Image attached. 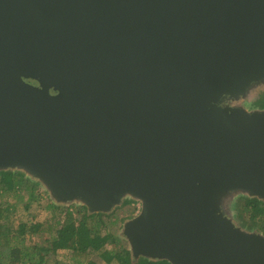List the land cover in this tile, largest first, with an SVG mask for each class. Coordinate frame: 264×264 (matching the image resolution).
Wrapping results in <instances>:
<instances>
[{
    "label": "water",
    "instance_id": "1",
    "mask_svg": "<svg viewBox=\"0 0 264 264\" xmlns=\"http://www.w3.org/2000/svg\"><path fill=\"white\" fill-rule=\"evenodd\" d=\"M264 0H0V172L57 206L140 211L132 258L264 264Z\"/></svg>",
    "mask_w": 264,
    "mask_h": 264
},
{
    "label": "trees",
    "instance_id": "2",
    "mask_svg": "<svg viewBox=\"0 0 264 264\" xmlns=\"http://www.w3.org/2000/svg\"><path fill=\"white\" fill-rule=\"evenodd\" d=\"M248 100L244 104L249 110H264V86ZM42 190L21 171L0 172V264H98L96 258L104 264H170L143 257L134 260L129 247L110 231L117 224L116 210L134 204L133 200H125L110 213H88L84 206H57ZM41 195L48 200V218L40 222L33 220L34 215L28 221L16 218L20 204L28 210ZM231 212L236 226L264 237V201L240 195L231 202ZM62 251L71 262L59 260Z\"/></svg>",
    "mask_w": 264,
    "mask_h": 264
},
{
    "label": "rangeland",
    "instance_id": "3",
    "mask_svg": "<svg viewBox=\"0 0 264 264\" xmlns=\"http://www.w3.org/2000/svg\"><path fill=\"white\" fill-rule=\"evenodd\" d=\"M243 100H239L237 102H233V105H240L246 109H250L249 106H245V102H248ZM43 191V190H42ZM41 199H39L38 202L32 204L33 206L30 207V209L28 210H24L22 204H20L19 208H18V212L16 214V218L17 219H24L27 221L31 218V215H34L33 220L40 222L45 220L46 218H48V216L50 215V211L45 209V205L46 203H48L47 199L41 195ZM139 204L138 202H135L132 205H129L125 208H119L116 210V217H117V224L114 225L110 231L114 233L116 238H120V243L122 245H124L125 247H129L127 240L123 237V235H121V231H122V227L123 224L125 222H127L128 220L132 219L133 217H135L138 213L136 212V205ZM140 205V204H139ZM79 207V205L73 204V205H61V207ZM141 207V206H140ZM135 208V210H134ZM109 248L113 247V241H110V245L108 246ZM59 260L63 263H67V262H71L70 257L68 255V253H66L65 251L59 252ZM96 263L98 264H104L100 259L96 258Z\"/></svg>",
    "mask_w": 264,
    "mask_h": 264
},
{
    "label": "built area",
    "instance_id": "4",
    "mask_svg": "<svg viewBox=\"0 0 264 264\" xmlns=\"http://www.w3.org/2000/svg\"><path fill=\"white\" fill-rule=\"evenodd\" d=\"M135 205H136V204H135ZM135 208H136V212L138 213V212L140 211V205L137 204Z\"/></svg>",
    "mask_w": 264,
    "mask_h": 264
},
{
    "label": "flooded vegetation",
    "instance_id": "5",
    "mask_svg": "<svg viewBox=\"0 0 264 264\" xmlns=\"http://www.w3.org/2000/svg\"><path fill=\"white\" fill-rule=\"evenodd\" d=\"M132 205V204H131Z\"/></svg>",
    "mask_w": 264,
    "mask_h": 264
}]
</instances>
